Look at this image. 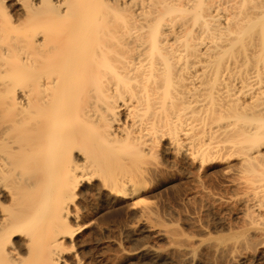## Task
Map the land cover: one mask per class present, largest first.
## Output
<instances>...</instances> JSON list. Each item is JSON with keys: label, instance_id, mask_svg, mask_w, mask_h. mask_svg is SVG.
<instances>
[{"label": "bare ground", "instance_id": "bare-ground-1", "mask_svg": "<svg viewBox=\"0 0 264 264\" xmlns=\"http://www.w3.org/2000/svg\"><path fill=\"white\" fill-rule=\"evenodd\" d=\"M263 150L264 0H0V264H82L80 204L137 205L159 158L239 162L247 233L207 248L242 264L264 248Z\"/></svg>", "mask_w": 264, "mask_h": 264}, {"label": "rangeland", "instance_id": "rangeland-1", "mask_svg": "<svg viewBox=\"0 0 264 264\" xmlns=\"http://www.w3.org/2000/svg\"><path fill=\"white\" fill-rule=\"evenodd\" d=\"M154 165L171 175H158L137 205L128 202L100 209L95 201L80 204L82 264H234L215 257L207 247L240 241L247 233L245 207L238 202L239 189L230 172L239 162L206 172L173 168L170 158H159ZM184 169L185 179L179 173ZM143 212L168 240L138 234L136 223ZM145 248L158 252V258L127 260ZM241 254L242 264H264V248L257 241Z\"/></svg>", "mask_w": 264, "mask_h": 264}]
</instances>
